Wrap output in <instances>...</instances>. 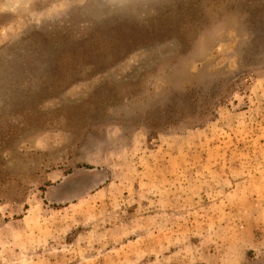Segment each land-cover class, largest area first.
Here are the masks:
<instances>
[{
    "label": "rangeland",
    "instance_id": "obj_1",
    "mask_svg": "<svg viewBox=\"0 0 264 264\" xmlns=\"http://www.w3.org/2000/svg\"><path fill=\"white\" fill-rule=\"evenodd\" d=\"M0 264H264V0H0Z\"/></svg>",
    "mask_w": 264,
    "mask_h": 264
}]
</instances>
